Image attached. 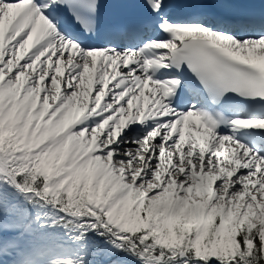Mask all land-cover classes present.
I'll return each instance as SVG.
<instances>
[{
	"label": "snow or ice",
	"instance_id": "snow-or-ice-1",
	"mask_svg": "<svg viewBox=\"0 0 264 264\" xmlns=\"http://www.w3.org/2000/svg\"><path fill=\"white\" fill-rule=\"evenodd\" d=\"M0 264H264V0H0Z\"/></svg>",
	"mask_w": 264,
	"mask_h": 264
},
{
	"label": "bare ground",
	"instance_id": "bare-ground-1",
	"mask_svg": "<svg viewBox=\"0 0 264 264\" xmlns=\"http://www.w3.org/2000/svg\"><path fill=\"white\" fill-rule=\"evenodd\" d=\"M141 103H143V100H141Z\"/></svg>",
	"mask_w": 264,
	"mask_h": 264
}]
</instances>
